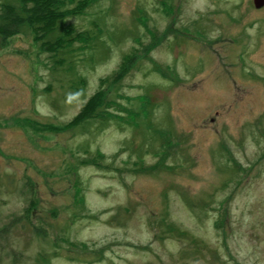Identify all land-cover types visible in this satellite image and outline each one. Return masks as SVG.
<instances>
[{
  "label": "rangeland",
  "instance_id": "rangeland-1",
  "mask_svg": "<svg viewBox=\"0 0 264 264\" xmlns=\"http://www.w3.org/2000/svg\"><path fill=\"white\" fill-rule=\"evenodd\" d=\"M68 22L96 45L63 66L30 29L0 37V264H264V7L98 0Z\"/></svg>",
  "mask_w": 264,
  "mask_h": 264
},
{
  "label": "trees",
  "instance_id": "trees-1",
  "mask_svg": "<svg viewBox=\"0 0 264 264\" xmlns=\"http://www.w3.org/2000/svg\"><path fill=\"white\" fill-rule=\"evenodd\" d=\"M97 1L98 0H14V3H6L2 7L0 13V37L3 43H6L12 36L21 34L24 28L30 29L33 32L37 47L40 48L41 53H49L50 57L55 59L54 66H63L65 65L66 57L73 59L74 55L79 50L73 47L74 42L81 41L83 44H89L91 37L90 31H78L74 24L68 22V19L82 16L88 7H91L92 4ZM71 4H73V7H70ZM82 48L80 47V49ZM136 55L137 54H132L130 58L128 57L115 76L104 79L101 82L105 84L110 81L115 88L118 87L116 84L127 74ZM104 103L107 105L108 101L106 92L103 90L90 99V101L83 106L80 113L68 124H81L97 119L99 118L98 116H103V114L98 115L97 110L103 106ZM103 111L105 112L104 109ZM142 111L145 114V119H150V106H143ZM108 114L112 115L111 113ZM148 126L153 127V124L150 122ZM46 128L49 129L51 127L48 126ZM53 128L56 129L55 127ZM61 129L62 128H60V130ZM157 134L161 137L163 142L162 147L166 148V151L163 152V157H165V154L170 150L169 147L171 143L169 142L171 141L164 137L163 132ZM99 156L103 157L104 155L99 154L98 157ZM164 162L165 159L163 158V164L159 166L166 167ZM156 166L158 165H153L151 170H154ZM25 217L26 214L23 218ZM16 222L18 221H13V223ZM8 229V226L5 227L6 231Z\"/></svg>",
  "mask_w": 264,
  "mask_h": 264
},
{
  "label": "water",
  "instance_id": "water-1",
  "mask_svg": "<svg viewBox=\"0 0 264 264\" xmlns=\"http://www.w3.org/2000/svg\"><path fill=\"white\" fill-rule=\"evenodd\" d=\"M254 3L257 8H261L264 6V0H254Z\"/></svg>",
  "mask_w": 264,
  "mask_h": 264
}]
</instances>
